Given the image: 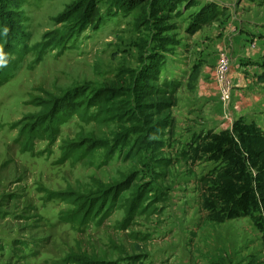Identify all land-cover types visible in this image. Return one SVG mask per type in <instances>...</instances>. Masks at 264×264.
<instances>
[{
	"label": "rangeland",
	"instance_id": "obj_1",
	"mask_svg": "<svg viewBox=\"0 0 264 264\" xmlns=\"http://www.w3.org/2000/svg\"><path fill=\"white\" fill-rule=\"evenodd\" d=\"M88 1L0 0L3 22L8 4L14 15L10 25L27 37L23 53L8 54L17 65L0 82V264H68L64 258L73 252L117 264H203L195 260L199 249L218 253L212 242L227 241L231 230L246 228L241 218L225 216L244 187L207 181L216 177V160L203 166L201 159L195 161L199 139H175V121L172 132L157 128L144 136L146 127L135 122L141 112L131 99L133 115L129 110L121 118L104 116L91 104L86 114L68 115L53 137L35 136L27 145L21 128L48 99L66 91L78 89L75 95L83 93L89 103L106 92L125 99L149 53L163 61L158 81H172L177 91L193 62L192 52L185 51L193 44H188L190 24L201 9L209 7L214 18L225 6L222 0L174 2L163 28H157L147 4L117 10L97 0L101 18L94 24L81 21L64 45L50 44L75 26L70 5ZM167 112L174 120L173 109ZM81 136L95 139L97 148L65 154V145ZM263 169L264 162L251 171ZM258 180L245 187L243 204L262 227L264 183L256 187ZM117 184L118 199L107 212L84 223L64 218L73 209V193L97 195ZM212 212L221 216L212 218ZM246 251L239 248L233 259L249 264Z\"/></svg>",
	"mask_w": 264,
	"mask_h": 264
},
{
	"label": "crops",
	"instance_id": "obj_2",
	"mask_svg": "<svg viewBox=\"0 0 264 264\" xmlns=\"http://www.w3.org/2000/svg\"><path fill=\"white\" fill-rule=\"evenodd\" d=\"M221 4L225 7L217 8V15L191 34L188 44H193L191 49H185L192 52L193 62L189 79L187 76L175 93L172 116L177 134L174 138L186 143L199 139L196 149L202 148L195 161L201 159L202 166L216 160L212 166L218 171L216 177L209 176L207 181L244 187L231 198V209L225 216L232 220L241 218L246 228L231 230L227 241L212 242L218 253L210 255L208 249H199L195 260L200 259L203 264H242L244 261H235L233 257L235 251L244 247L249 256L247 262L251 259L249 264H264V221L261 227L258 217L243 204L245 187L254 178H260L259 172L251 170L264 162V149L260 152V147L255 146L252 162L250 154L255 148L247 145L251 134L264 139V0H222ZM252 41L254 47L248 48ZM224 50L230 61V103L219 98L225 81L213 74L219 54ZM224 113L229 115L227 120ZM226 165L229 173L220 175ZM259 214L264 219V210ZM210 215L218 218L221 213ZM250 233L253 236L249 238ZM210 238L215 239L213 234ZM229 251L233 253L232 258Z\"/></svg>",
	"mask_w": 264,
	"mask_h": 264
},
{
	"label": "trees",
	"instance_id": "obj_3",
	"mask_svg": "<svg viewBox=\"0 0 264 264\" xmlns=\"http://www.w3.org/2000/svg\"><path fill=\"white\" fill-rule=\"evenodd\" d=\"M106 1L117 10H127L147 4L150 8V20L156 24L157 28H163V18L168 16L166 12L172 10L173 6L171 7V5H173L174 2H181L182 0ZM96 3L97 0H89L88 2L70 5L69 18L72 19L71 23H75V26L71 27V30L64 39L61 35L58 38L54 36L50 39L49 43L56 47L64 45L67 37L69 39L77 32L76 27L83 20H87L85 21L86 23L94 24L100 17V13L95 7ZM4 8L8 16L6 22H3L4 17L0 14V82L9 77L17 65L16 59H12L8 54L23 53V51L26 50L25 44L27 40L25 34L22 33L18 27L16 28L14 24L10 25L9 23V20H14L13 12L9 9L10 5L5 4ZM213 16L214 14L209 11V7L201 9L198 13L197 20L190 24L188 30L194 32L202 24L208 23ZM147 58L146 63L138 69L137 77L129 88L131 90V95L128 94V97L125 99L117 100L113 92H106L100 97L98 96L94 103H89L88 98L83 95V93L75 95L74 91L78 89L66 91L64 95L60 97H51L48 99L43 105V109L39 113L30 116L31 119L23 124L21 132L24 134V144H29L31 139L35 136H46V138L53 137L54 131H56L59 123L64 121L68 115L72 113H78L79 115L86 114L87 106L91 104H94L97 108V112L104 116L109 113L111 114L109 115L110 117L116 116L121 118L123 113L129 110V113L133 115L134 113L131 111L130 104L131 99H134L136 107L141 112V115H135V122L143 124L144 127H146L144 136L149 135L150 132H157V128L167 127L169 131L172 132L174 120L168 112L165 115L164 111L171 109L176 104V89L173 87L172 81L168 84H163L158 81V71L161 69L163 62L159 58V54L149 53ZM159 85H162V87H159ZM95 96L97 97V94ZM160 114H162L161 117H156ZM131 116L127 117L131 120ZM153 116H155V118H152ZM135 122H133L134 127L136 126ZM138 126L141 127V125ZM135 141L137 142L138 139ZM93 142H95V139L81 136L78 140L69 141L63 149L65 154L92 152L98 146ZM247 145L255 148L254 152L250 154L251 161L253 162L256 156V148L259 146L260 148L258 149L260 152L264 149V139H260L257 134H251L250 143ZM227 173H229V170L226 165V168L222 170V173L220 172V175L225 176ZM259 177L256 187H258L260 183L261 185L264 183V169L259 173ZM119 187L120 185L117 184L110 189H108L109 187L102 188L97 195L73 193L71 197V202L74 205L73 209L69 213L65 212L66 215H64V218L84 223L93 217L99 216L97 214L100 211V214L107 212L118 199L117 192H119ZM245 191H247V189ZM263 194L260 193L262 196ZM64 259L68 264H117L113 261L96 259L84 253L77 252L68 254Z\"/></svg>",
	"mask_w": 264,
	"mask_h": 264
},
{
	"label": "built area",
	"instance_id": "obj_4",
	"mask_svg": "<svg viewBox=\"0 0 264 264\" xmlns=\"http://www.w3.org/2000/svg\"><path fill=\"white\" fill-rule=\"evenodd\" d=\"M254 47V42L252 41L248 48H253ZM227 50L221 51L218 57V61L214 66V71H215V76L218 79H224L225 84L224 87L220 91L219 98L225 102L228 103L230 100V88L231 85L229 83V80L226 78V73L228 72L229 66H230V61H229V55L227 54ZM229 118L228 113H224V119L227 120Z\"/></svg>",
	"mask_w": 264,
	"mask_h": 264
}]
</instances>
